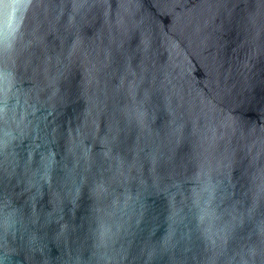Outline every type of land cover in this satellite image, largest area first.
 I'll list each match as a JSON object with an SVG mask.
<instances>
[{
    "label": "water",
    "instance_id": "95a60500",
    "mask_svg": "<svg viewBox=\"0 0 264 264\" xmlns=\"http://www.w3.org/2000/svg\"><path fill=\"white\" fill-rule=\"evenodd\" d=\"M0 88L4 264H264V0H0Z\"/></svg>",
    "mask_w": 264,
    "mask_h": 264
},
{
    "label": "snow or ice",
    "instance_id": "6c2138e0",
    "mask_svg": "<svg viewBox=\"0 0 264 264\" xmlns=\"http://www.w3.org/2000/svg\"><path fill=\"white\" fill-rule=\"evenodd\" d=\"M17 3L18 4L25 3L30 6L32 3V0H17ZM8 107H9L8 100L4 98L3 90L2 88H0V155L3 154L4 150L7 147V143H8L6 139L8 134L6 132H3V125L6 123V120H7ZM37 131L40 132L43 130L40 129L39 126H37ZM41 147H43V145H41ZM49 159H51L50 156L41 158L40 166L37 168V173H40L41 171H43L45 176L48 174L49 166L46 163V160H49ZM256 254H257L256 249H249L246 255H251L254 257ZM260 254L264 255V248L261 249ZM0 264H4V261L0 260Z\"/></svg>",
    "mask_w": 264,
    "mask_h": 264
}]
</instances>
